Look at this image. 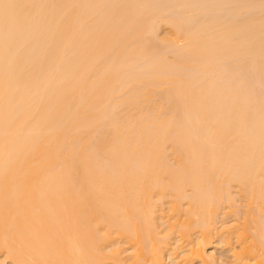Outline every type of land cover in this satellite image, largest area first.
<instances>
[{"label": "bare ground", "instance_id": "bare-ground-1", "mask_svg": "<svg viewBox=\"0 0 264 264\" xmlns=\"http://www.w3.org/2000/svg\"><path fill=\"white\" fill-rule=\"evenodd\" d=\"M202 1L0 0V264H264V0Z\"/></svg>", "mask_w": 264, "mask_h": 264}, {"label": "rangeland", "instance_id": "rangeland-1", "mask_svg": "<svg viewBox=\"0 0 264 264\" xmlns=\"http://www.w3.org/2000/svg\"><path fill=\"white\" fill-rule=\"evenodd\" d=\"M207 2H208V0H207L206 2H204L205 5L202 4L203 1L200 3V5H202V8H203L202 11L200 10V12H201V14H202L203 16H209V11L206 9V7H207L209 4H211V3H210V2L207 3ZM216 2H217V1H214V2L212 3V4H214V5L216 4L215 7H214V9L217 8V7H220L219 3L217 2V3H218V5H217ZM206 3H207V4H206ZM232 4H233V5H231V3L229 2V5H231V6H227L226 8L229 9L228 7H232V6H236V5H237V4H234V3H232ZM227 5H228V4H227ZM204 6H205V7H204ZM224 7H225V6H224ZM237 7H239V4L235 7V9H234V7H232L233 9L230 8V9H229L230 11L227 10L226 8H223V9H222L223 13H222L221 10H219V11L217 10V11H218V15H220V17H222V16L227 17V16H229L228 14L231 12V9H232V13H233V10H235L236 12H237V10H239V11L237 12L236 16H233L234 18L230 15V16L232 17L233 20H239V19L243 18L242 16L245 17V16L247 15V17H248V16L250 15V13H252L250 16H254L253 13L256 12L255 14H257V12H258V11H256V10H253V11L251 12V9L248 10V11H250V13L247 12V11L244 12L245 10H244V11H241L242 9H239L240 7L236 10ZM221 8H222V6H221ZM205 9H206V10H205ZM203 10H205V11H203ZM224 11H225V12H224ZM226 11H227V12H226ZM203 12H205L206 14L208 13V14H207V15H206V14H203ZM210 12H211V10H210ZM213 12H215V13H212V12H211V13H212V15H211V13H210L211 16H213V14L216 15V16H218L217 13H216V11L213 10ZM236 12H235V13H236ZM240 12H241V13H240ZM243 12H244V15H242V16L240 15V17H241V18H240L238 13L242 14ZM172 13H173V14H172ZM172 13L170 14V17H172V18H176L177 15L174 17L175 12H172ZM225 13H227V14H225ZM232 13H231V14H232ZM201 14L199 13L200 17L202 18V15H201ZM171 15H172V16H171ZM230 16L227 17L226 19H230V18H231ZM237 16L239 17V19H237ZM200 17H199V18H200ZM225 17H224V18H225ZM203 18H207V17H203ZM229 67H230V66H229ZM193 71H194V70H193ZM193 71H192V72H193ZM186 73H187V72H186ZM186 73H185V75L187 76ZM189 74H190V73H189ZM192 74H193V73H192ZM183 75H184V74H183ZM193 75H194V77H195V76H198L199 74H198V72H197L196 75H195V74H193ZM189 76H190V75H189ZM190 77H191V76H190ZM194 77H193V78H194ZM206 77H207V76H206Z\"/></svg>", "mask_w": 264, "mask_h": 264}]
</instances>
